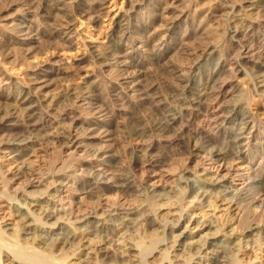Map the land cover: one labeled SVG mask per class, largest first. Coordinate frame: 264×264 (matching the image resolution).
Masks as SVG:
<instances>
[{
  "label": "bare ground",
  "instance_id": "obj_1",
  "mask_svg": "<svg viewBox=\"0 0 264 264\" xmlns=\"http://www.w3.org/2000/svg\"><path fill=\"white\" fill-rule=\"evenodd\" d=\"M0 4V264H264V0Z\"/></svg>",
  "mask_w": 264,
  "mask_h": 264
},
{
  "label": "rangeland",
  "instance_id": "obj_2",
  "mask_svg": "<svg viewBox=\"0 0 264 264\" xmlns=\"http://www.w3.org/2000/svg\"><path fill=\"white\" fill-rule=\"evenodd\" d=\"M5 4L6 3H4V5ZM4 5L3 4H0V9H2ZM221 22H222V24H224L223 23V19L221 20ZM47 47H48V45L45 43V44L41 45V50L42 49H46ZM173 57H174L175 62H177V63H183L182 53H180V54H178L176 56L175 55H171L170 58H169V60H171ZM73 82H74V80L71 77L63 78L62 80L58 81L57 84H58L59 87L56 90V92H58V90L61 89L62 87H66L68 85L74 84ZM134 127H135V120L134 119H132V118H127V119H124V120L121 119V126H120L119 130H117L114 133V138L116 139L117 143L121 145L122 143H120V142L124 140V135H126L127 133H129L133 129H135ZM1 140H2V137L0 136V141ZM117 150H118V152H121V150H119V148ZM176 153H178V152L177 151L174 152V153L172 152V153H170V155H173L175 158H178V159L181 158V157H179L180 154L178 153V155H177ZM175 154L178 157H176ZM122 174H125V173L124 172H121L119 175L121 176ZM126 174H127V172H126ZM176 186H177V183L174 182V181H171L170 180V181L167 182V188L168 189L165 192L164 200L162 202H156L155 203V206L157 208L159 207V205H163V204L173 205L174 206L178 202V198L177 197L180 198V196H177L176 197V195L173 192H171V189L172 188H176ZM131 204L132 205H140V203H134V202H132ZM224 220L225 219H222L220 221L221 222V225H222L221 226L222 229H224L226 227V224H227L226 221H224ZM147 232L148 231H145L144 229H142L140 227L133 228V229H131L130 231L127 232L126 239L129 240V241L136 242L140 238H143V237L147 236L148 235ZM157 236L161 238V237H163V234L158 233ZM163 248L164 247H160V249H163ZM82 252H85V251L83 249L77 250V255L81 256ZM258 253H259V251H258ZM237 254L240 255L239 253H237ZM70 257H73V256L71 255ZM106 262L109 263V264H115L114 261H112V260L106 261Z\"/></svg>",
  "mask_w": 264,
  "mask_h": 264
}]
</instances>
